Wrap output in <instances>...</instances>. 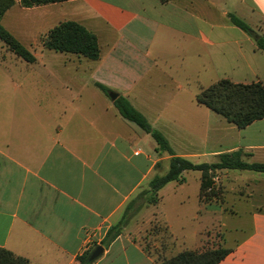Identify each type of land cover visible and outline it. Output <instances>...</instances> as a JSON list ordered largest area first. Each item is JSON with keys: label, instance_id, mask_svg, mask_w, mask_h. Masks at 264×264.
I'll use <instances>...</instances> for the list:
<instances>
[{"label": "crops", "instance_id": "crops-1", "mask_svg": "<svg viewBox=\"0 0 264 264\" xmlns=\"http://www.w3.org/2000/svg\"><path fill=\"white\" fill-rule=\"evenodd\" d=\"M16 1L2 24L37 60L0 40V247L30 264H81L78 257L98 245L104 251L92 264H160L184 250L223 246L224 233L216 245L208 240L223 232L216 217L227 213L229 198L241 206L230 214L253 230L218 264H264V173L221 170L210 200L200 197V175L194 204L204 214L192 215L198 222L190 234H175L174 207L191 200L180 192L188 172L164 186L156 203L131 204L168 171L172 156L158 152L109 95L126 97L178 156L214 163L241 150L247 162L264 163V118L238 128L196 100L221 79L264 85V51L231 21L234 15L264 35V0H68L30 8ZM26 11H37L33 22L17 20ZM65 20L97 35L98 60L36 53L50 50L43 37ZM55 57L58 69H36ZM169 188L173 199L164 197ZM128 212L135 213L129 220ZM124 218L120 234L103 245ZM154 223L165 237L147 231Z\"/></svg>", "mask_w": 264, "mask_h": 264}, {"label": "trees", "instance_id": "trees-1", "mask_svg": "<svg viewBox=\"0 0 264 264\" xmlns=\"http://www.w3.org/2000/svg\"><path fill=\"white\" fill-rule=\"evenodd\" d=\"M64 1L68 0H20V5L30 8ZM161 1L166 2L168 0ZM16 3V0H0V40L16 55L29 63H34L37 60L34 53L2 24L3 16ZM231 21L255 38L257 46L264 51V35L258 34L245 21L234 15L231 16ZM43 44L46 48L56 52L76 54L92 60H98L101 56L97 35L83 24L73 20L62 21L51 28L43 37ZM99 86L105 92H110L107 87L101 84ZM196 100L200 105L220 114L238 128H244L252 122L264 118V85L261 82L245 84L221 79L202 89L196 95ZM114 103L124 118L135 122L154 138L158 152L168 153L172 156L168 171L163 175L154 176L149 183L147 193L151 194L149 199L151 203L158 201V192L168 183L183 182V174L186 171L197 170L201 172L200 197L204 200H210L217 195L214 178L221 170H250L264 173V163L247 162L243 159L241 150L222 153L219 155V161L214 163H195L188 158L178 156L164 134L154 128L126 97L120 96ZM142 194L146 195L145 192ZM124 224L125 218L109 231L102 244L108 245L112 242L120 234ZM91 251H87L78 257L81 264H92L88 263ZM231 251L230 248L223 246L207 248L203 251L184 250L175 256L161 259L160 264H218ZM0 264H30V262L27 258L0 247Z\"/></svg>", "mask_w": 264, "mask_h": 264}, {"label": "rangeland", "instance_id": "rangeland-1", "mask_svg": "<svg viewBox=\"0 0 264 264\" xmlns=\"http://www.w3.org/2000/svg\"><path fill=\"white\" fill-rule=\"evenodd\" d=\"M35 14H37V11H26L22 13H17L16 18L17 20H19V22H33L35 20V18L37 16H35ZM38 49H36V53L41 54L44 53L45 55H61L59 54L60 52H56L54 50H45V52H42L39 47H37ZM48 59V58H47ZM61 62H60V58H53L47 60L45 63H39L36 66V69L38 71H45L47 69H58V66H60ZM232 171V173L235 172V170H230ZM188 172L186 176L188 183L185 187L184 190L180 191L186 195H190L191 196V200L182 207H174L175 209L179 208V211L173 214L174 216H172V220L175 221V229H174V233H188L190 234V231L192 230V226L195 224V222H198L197 220H193L192 219V215L196 212L197 215L200 214H204V212L199 211V209H197V211L195 210L197 208V205L194 204V194L197 191H199V176L201 175L200 171L197 170H191V171H186ZM221 173V171H219ZM219 172L217 173V175L219 174ZM216 175V176H217ZM184 177V174H183ZM173 182H177V181H173ZM178 183H182V182H178ZM220 183V182H219ZM175 185V184H173ZM166 186V185H165ZM168 187H172V186H168ZM172 188H169L165 193H164V197L166 199H173V194H172ZM149 191V189L147 191H142L140 192L136 198H138L139 204L142 206L145 205H149L152 204L151 202H149L150 196L151 194H148L147 192ZM145 192L146 195H143L142 193ZM179 193V194H182ZM143 195V196H141ZM135 198V199H136ZM228 202L225 203V207L227 209H229L230 211L232 209L237 210L239 208H241V206L238 205V202H236L233 199H229L227 200ZM243 208V207H242ZM181 209H183L181 211ZM224 212L223 214L219 215L217 214V219L219 221H221V223H225L226 226L223 227V232L221 231H214L211 234V237L209 238L208 242L211 245H216L218 244V242L223 238V235L225 234V237L222 240V244L225 247H233L235 246L237 243L241 242L244 238H246L249 234L250 231H252V223L250 221H247V218H245L244 221H240V217L234 216L232 214H230V211ZM129 214H127V219L129 220L130 217H132L133 214H135L134 212H128ZM216 219V222H218V220ZM147 231H151L154 234L159 233L160 235H164V231L165 229L163 228V225H161L160 223H154L152 224L150 227L147 228ZM222 233H224L222 235ZM165 237V235L163 236ZM150 238V239H149ZM153 237H148L144 235V242L147 243V245L149 247L152 248L151 245H153V241H152Z\"/></svg>", "mask_w": 264, "mask_h": 264}, {"label": "water", "instance_id": "water-1", "mask_svg": "<svg viewBox=\"0 0 264 264\" xmlns=\"http://www.w3.org/2000/svg\"><path fill=\"white\" fill-rule=\"evenodd\" d=\"M109 95L113 101L118 97V93L112 91L109 93ZM103 251L104 247L102 245H98L96 248H94L88 257V263H93L96 261L102 255Z\"/></svg>", "mask_w": 264, "mask_h": 264}, {"label": "built area", "instance_id": "built-area-1", "mask_svg": "<svg viewBox=\"0 0 264 264\" xmlns=\"http://www.w3.org/2000/svg\"><path fill=\"white\" fill-rule=\"evenodd\" d=\"M135 153H136V154H138V153H139V151H136Z\"/></svg>", "mask_w": 264, "mask_h": 264}]
</instances>
